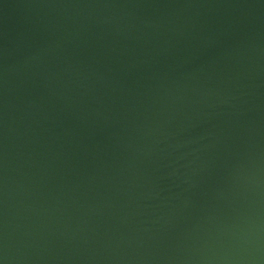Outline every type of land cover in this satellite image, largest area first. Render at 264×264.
Here are the masks:
<instances>
[{
	"label": "water",
	"instance_id": "water-1",
	"mask_svg": "<svg viewBox=\"0 0 264 264\" xmlns=\"http://www.w3.org/2000/svg\"><path fill=\"white\" fill-rule=\"evenodd\" d=\"M0 264H264V0H0Z\"/></svg>",
	"mask_w": 264,
	"mask_h": 264
}]
</instances>
